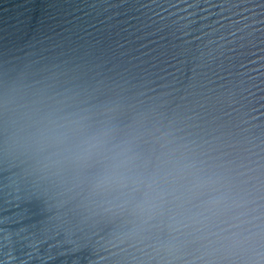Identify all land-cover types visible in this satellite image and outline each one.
I'll list each match as a JSON object with an SVG mask.
<instances>
[{
	"label": "water",
	"instance_id": "95a60500",
	"mask_svg": "<svg viewBox=\"0 0 264 264\" xmlns=\"http://www.w3.org/2000/svg\"><path fill=\"white\" fill-rule=\"evenodd\" d=\"M0 264H264V0H0Z\"/></svg>",
	"mask_w": 264,
	"mask_h": 264
}]
</instances>
